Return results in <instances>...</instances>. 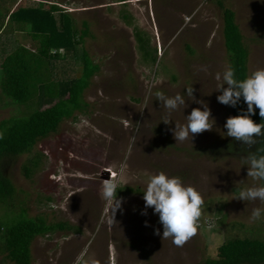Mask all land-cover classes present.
<instances>
[{
  "label": "rangeland",
  "instance_id": "374dc122",
  "mask_svg": "<svg viewBox=\"0 0 264 264\" xmlns=\"http://www.w3.org/2000/svg\"><path fill=\"white\" fill-rule=\"evenodd\" d=\"M41 1L47 6L59 3L80 29L83 21L89 23L85 47L100 71L84 94L86 112L65 120L56 134L39 141L32 154L17 158L8 169L18 191L17 209L26 207L30 217L42 215L81 229L80 234L38 237L32 244V264H74L82 252L99 264H199L215 258L230 239L264 238V202L238 199L241 190L263 186L262 181L248 176L246 160L219 154L229 137L225 124L233 107L217 100L223 72L230 68L219 3L236 14L251 75L264 68V0ZM1 2L3 14L23 0ZM8 20L0 49L10 38L35 48L28 34ZM139 31L150 41L147 50L157 54L154 64L140 50L135 36ZM191 87L193 97L187 94ZM157 92L166 97L179 93L185 104L169 111L157 100ZM201 100L211 110L212 129L177 142L176 123L185 124L194 108L203 110L197 103ZM10 102L0 89V121L26 111ZM166 118L170 123L163 122ZM35 153L43 156L41 167L27 179L22 165ZM109 170L118 188L134 190L117 197L123 202L115 220L113 204L100 195ZM161 171L179 176L204 199L197 232L182 247L172 238L163 239L154 208L142 214L148 178ZM255 208L261 209L258 220L251 219ZM0 264H5L1 256Z\"/></svg>",
  "mask_w": 264,
  "mask_h": 264
},
{
  "label": "trees",
  "instance_id": "16d2710c",
  "mask_svg": "<svg viewBox=\"0 0 264 264\" xmlns=\"http://www.w3.org/2000/svg\"><path fill=\"white\" fill-rule=\"evenodd\" d=\"M48 5L46 1L23 0L12 12L9 9L0 13V34L8 18L36 43L32 49L10 38L0 49V89L9 103L13 105L11 100L27 111L0 121V256L5 264H32V244L38 237L58 232L81 233L80 227L69 222H49L42 215L30 217L26 207L17 209L18 191L8 173L17 158L32 154L37 143L56 134L65 120L86 112L89 104L84 94L100 71L85 47L89 23L83 21L80 29L71 12L57 2ZM219 5L223 10V36L230 68L240 81L249 76V51L235 12L223 2ZM135 36L145 59L156 63L157 54L147 50L149 39L140 31ZM246 111L247 104L241 98L232 108V116ZM251 118L264 123L258 108ZM255 139L257 143L248 148L228 137L218 152L243 160L250 152L264 155V151H258L264 149V135ZM42 158V154L35 153L24 162L22 172L27 179L40 170ZM261 181L264 186V180ZM133 191L129 186L117 188V197ZM199 264H264V238L230 239L218 248L215 258Z\"/></svg>",
  "mask_w": 264,
  "mask_h": 264
},
{
  "label": "clouds",
  "instance_id": "9594fccd",
  "mask_svg": "<svg viewBox=\"0 0 264 264\" xmlns=\"http://www.w3.org/2000/svg\"><path fill=\"white\" fill-rule=\"evenodd\" d=\"M216 79H221V74L217 73ZM224 84L218 90L222 92L217 97L219 103L235 107L243 98L247 104V111L240 115L230 116L225 124L227 136L252 148L257 143L255 137L264 135V123H256L251 117L255 115V110L259 109L260 117L264 118V68H260L251 73L246 79L238 81L235 79V72L231 68L223 72ZM226 85V87H225ZM194 89L188 88L187 94L193 97ZM157 100L169 111L176 110L180 105L185 104L184 98L177 93L174 97H166L162 92L156 93ZM203 105L201 108H194L190 115L186 117V123L181 125L176 123L173 130L174 138L177 142H183L193 138L196 134L210 131L213 125L210 123L211 110L204 101H197ZM164 123H170L167 118ZM264 151V149L258 150ZM249 165L248 176L255 180H264V155H257L250 152L246 157ZM110 178L104 179L100 195L101 198L111 204L113 219L116 211L121 208L122 198L117 199L118 183L114 174L109 171ZM145 201V211L147 208H154L159 215V222L163 225V239L172 238V242L182 247L198 228V222L203 214L204 199L201 193L191 185H185L179 176H168L161 171L152 174L147 181L146 189L143 192ZM238 199L254 201L259 199L264 202V186H252L239 192ZM261 216V209L255 208L252 211L251 219L258 220ZM147 226V222H146ZM159 235V230H156ZM74 264H99V261L92 257H87L85 253L77 256Z\"/></svg>",
  "mask_w": 264,
  "mask_h": 264
},
{
  "label": "crops",
  "instance_id": "0c3cea01",
  "mask_svg": "<svg viewBox=\"0 0 264 264\" xmlns=\"http://www.w3.org/2000/svg\"><path fill=\"white\" fill-rule=\"evenodd\" d=\"M118 1H119V0H118ZM119 2H121V3H125V2H123V1H119ZM17 6H18V5H17ZM17 6H16V7H17ZM16 7H14V9H15ZM14 9H12L11 12H12ZM109 171H111V172L114 173V171H112V170H109Z\"/></svg>",
  "mask_w": 264,
  "mask_h": 264
}]
</instances>
